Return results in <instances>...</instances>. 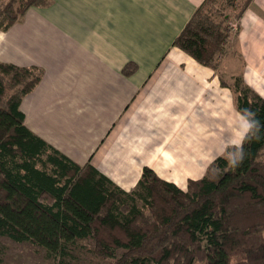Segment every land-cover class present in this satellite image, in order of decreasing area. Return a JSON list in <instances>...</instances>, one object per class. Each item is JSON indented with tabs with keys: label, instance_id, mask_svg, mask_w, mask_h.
<instances>
[{
	"label": "crops",
	"instance_id": "0c3cea01",
	"mask_svg": "<svg viewBox=\"0 0 264 264\" xmlns=\"http://www.w3.org/2000/svg\"><path fill=\"white\" fill-rule=\"evenodd\" d=\"M202 1L50 0L28 8L0 31V61L43 70L20 102L26 126L125 190L143 167L182 189L202 177L238 118L220 68L173 45ZM233 46L240 59L231 53L219 67L238 71L264 97V0L243 11Z\"/></svg>",
	"mask_w": 264,
	"mask_h": 264
},
{
	"label": "trees",
	"instance_id": "16d2710c",
	"mask_svg": "<svg viewBox=\"0 0 264 264\" xmlns=\"http://www.w3.org/2000/svg\"><path fill=\"white\" fill-rule=\"evenodd\" d=\"M215 2L203 0L173 41L213 69L229 38V16L213 9ZM250 2L226 1L238 19ZM49 4L0 0V31L20 22L28 8ZM42 73L36 65L0 61V236L56 259L92 239V253L113 264H264V127L246 142L236 167L218 158L184 189L143 167L125 190L26 126L20 102ZM220 83L232 90L236 109H252L264 125V97L241 74L230 82L220 76ZM234 253L244 258L231 262Z\"/></svg>",
	"mask_w": 264,
	"mask_h": 264
},
{
	"label": "rangeland",
	"instance_id": "374dc122",
	"mask_svg": "<svg viewBox=\"0 0 264 264\" xmlns=\"http://www.w3.org/2000/svg\"><path fill=\"white\" fill-rule=\"evenodd\" d=\"M226 1L227 0H216L215 4L212 5L213 9L219 8L222 13L229 16L225 22L228 26L229 38L226 50L219 58V66L222 60L226 56L231 55V53H233L232 56L235 57V59L239 57L236 49H234L235 46H233L238 25V18H236L235 13H237L238 10L237 8H230ZM224 65L225 64L221 67L218 66L217 71H221L219 76H221L222 79L230 82L239 72L232 71L231 67ZM93 245L94 242L92 239L79 240L77 244L73 246L68 256L62 259H56L48 256L45 250L39 246L28 242H16L6 236H0V264H113L112 259L102 258L93 254ZM121 252L122 250H118L116 252L117 256ZM243 258L244 255L242 253H234L230 255L229 260L232 262Z\"/></svg>",
	"mask_w": 264,
	"mask_h": 264
},
{
	"label": "clouds",
	"instance_id": "9594fccd",
	"mask_svg": "<svg viewBox=\"0 0 264 264\" xmlns=\"http://www.w3.org/2000/svg\"><path fill=\"white\" fill-rule=\"evenodd\" d=\"M238 118L234 124V132L230 140L224 143V146L212 156L215 161L223 158L227 167H236L245 157V144L254 136L258 137L261 127L256 112L250 108H237Z\"/></svg>",
	"mask_w": 264,
	"mask_h": 264
}]
</instances>
